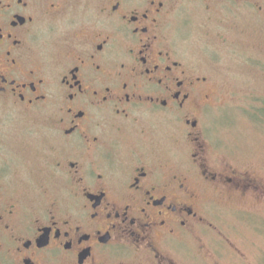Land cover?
<instances>
[{
	"label": "flooded vegetation",
	"instance_id": "flooded-vegetation-1",
	"mask_svg": "<svg viewBox=\"0 0 264 264\" xmlns=\"http://www.w3.org/2000/svg\"><path fill=\"white\" fill-rule=\"evenodd\" d=\"M181 1L0 0V264H209L224 201H264L263 182L212 157L219 88L176 36Z\"/></svg>",
	"mask_w": 264,
	"mask_h": 264
},
{
	"label": "rangeland",
	"instance_id": "rangeland-1",
	"mask_svg": "<svg viewBox=\"0 0 264 264\" xmlns=\"http://www.w3.org/2000/svg\"><path fill=\"white\" fill-rule=\"evenodd\" d=\"M256 4L262 10L223 16L216 7L208 13L200 1L182 0L175 15L176 36L187 40L191 59L218 84L217 104L205 124L216 165L229 163L264 184V1ZM31 120L33 170L43 167L49 153L51 121L46 114ZM224 202L218 218L220 233L205 243L209 264H264V201Z\"/></svg>",
	"mask_w": 264,
	"mask_h": 264
},
{
	"label": "trees",
	"instance_id": "trees-1",
	"mask_svg": "<svg viewBox=\"0 0 264 264\" xmlns=\"http://www.w3.org/2000/svg\"><path fill=\"white\" fill-rule=\"evenodd\" d=\"M263 113V112H262ZM263 116H264V114H263Z\"/></svg>",
	"mask_w": 264,
	"mask_h": 264
}]
</instances>
